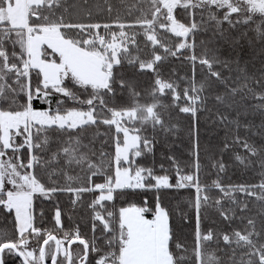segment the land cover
Here are the masks:
<instances>
[{"label": "snow or ice", "instance_id": "snow-or-ice-1", "mask_svg": "<svg viewBox=\"0 0 264 264\" xmlns=\"http://www.w3.org/2000/svg\"><path fill=\"white\" fill-rule=\"evenodd\" d=\"M93 9L110 22L93 20ZM124 9L139 15L124 19ZM201 32L211 36L198 44ZM245 39L259 41L264 57V0H0V216L13 225L10 236L0 231V264L6 256L19 264H264V59L249 73L233 57ZM170 57L188 62L191 77L165 79ZM173 113L192 121V160L182 167L167 156L163 174L155 161L138 165L135 157L154 156L160 134L175 133ZM201 113L224 131L220 158L207 166ZM101 135L108 139L97 150ZM237 165L259 182L225 183ZM208 167L215 178L202 182ZM172 188L191 190L190 211L179 213L190 240L161 202ZM137 190H154V208H117ZM78 209L80 221L66 229L64 216L74 220Z\"/></svg>", "mask_w": 264, "mask_h": 264}, {"label": "trees", "instance_id": "trees-1", "mask_svg": "<svg viewBox=\"0 0 264 264\" xmlns=\"http://www.w3.org/2000/svg\"><path fill=\"white\" fill-rule=\"evenodd\" d=\"M114 2H117V0H114ZM129 3H131V0H129ZM122 18L124 19H132L135 16L139 15L138 11L133 12V16L129 17L127 15V10H122ZM115 16V13H113V17ZM77 17H74V19ZM93 20L99 21V22H110L108 20L107 12H96L95 9H93ZM252 28H255V25H252ZM103 31V30H101ZM233 35H238L237 33H233ZM249 37H255V32H249ZM211 36V33H199L197 36V43L199 44V41L201 39L208 40ZM142 41V37H138ZM210 47L212 45H209ZM216 46L221 48V51L227 54V52L231 51V49L228 47V45L223 44V42L217 40ZM261 45L259 41L253 40V42L250 44L247 39L241 40L240 45L237 47L236 52L233 53V57L238 53L240 57V62L243 65L245 62H248V71L249 73H252L256 70V68L260 67V61L261 59H264L262 56H257L256 52L259 51ZM199 50V49H198ZM199 67V66H198ZM162 74L165 79H168L169 77L176 78L178 76H184L187 74L189 77L192 75L191 66L188 64V62H181V60H178L176 58H169L167 61H165L164 66L162 68ZM130 75V73H129ZM150 75V74H149ZM151 83L148 79H142L141 84L143 87H147ZM170 100V97L166 98V101ZM72 105V101H68V106ZM211 105V102H210ZM37 107H40L39 104H37ZM53 107H55V103H53ZM224 111V109H221ZM182 115V114H180ZM205 113L200 114V120L198 124V137H199V145H200V159L202 166L209 165V156H212L215 159H219V146H222V140L224 137V131L222 128L218 129L215 124L206 123L205 122ZM167 119V116L165 117ZM250 119H254L255 123L260 122V118L257 117H250ZM172 123L176 124L178 127L175 130V133L173 135H168L167 138L163 136V134H160L158 137V142L155 145L154 148V156L152 154H146L142 157H135L134 160L136 163L140 166L144 167H152L153 162L155 161V170L161 173L159 165L163 163L165 167H168L171 164V161H169L166 157L167 156H174L176 160L181 164L183 167L185 165V162L191 161L192 157L190 156L189 152L192 148V143L194 136L191 133V125L192 121L190 118H179L176 113H173V119ZM94 131V130H93ZM104 132L103 126H101V133ZM91 135V133H89ZM241 135H244L243 131H241ZM108 139V137L101 135L98 138V142L96 143L95 147L97 150L100 149L101 143ZM257 139L258 138H254ZM105 150H109V146L105 145ZM114 150V149H113ZM163 154V156H162ZM224 161L228 164H235V162L231 159V154H226L223 157ZM207 172L211 173L210 175H205L202 173L201 180L202 182H208L210 183L212 179L215 178V173L212 171L210 167H208ZM172 175H175V170L172 169ZM231 180L232 182H259V176L255 173L248 171L243 172L240 166L236 167H230L228 169L227 175L224 176L225 183L229 182ZM175 182L174 180L172 181ZM191 190L190 189H165L161 191L160 199L165 208L171 211L172 213V223L175 226L177 233L181 236H187L189 240L191 239L190 236V228L188 226L187 222H184L181 220L179 213L180 212H189L188 208V201L191 198L190 196ZM61 206L65 207L66 209L69 207V201L67 199V195H61ZM156 203V194L153 191H140L137 190L136 194L130 195L126 198H122L116 201L117 208L121 205L127 206L128 204H136L138 206H145L147 204L148 206H151L154 208ZM45 211L48 213L49 216L52 215V206L49 204V202H44ZM252 207V205H250ZM82 213L80 210H77V215L74 217V220H69L68 216H64V226L66 229H70L75 227L74 221H80V215ZM37 215H39V205L37 210ZM149 218L151 214L149 213ZM213 215H215L213 213ZM218 219V217H217ZM209 222H205V227H208ZM45 227H50V225L45 222ZM80 226L83 228L84 224L83 222L80 223ZM233 227H241L239 222H235ZM0 231H5L9 234V236L12 234L13 231V225H12V218L8 217L6 218V214L4 216H0ZM222 243V242H221ZM218 256H221L225 260L227 259L222 252L217 253ZM18 259V258H17ZM19 261V260H17Z\"/></svg>", "mask_w": 264, "mask_h": 264}, {"label": "rangeland", "instance_id": "rangeland-1", "mask_svg": "<svg viewBox=\"0 0 264 264\" xmlns=\"http://www.w3.org/2000/svg\"><path fill=\"white\" fill-rule=\"evenodd\" d=\"M5 260H6V264H19V261H17L19 260V258L17 259V257L6 256ZM46 264H50V262H46Z\"/></svg>", "mask_w": 264, "mask_h": 264}]
</instances>
